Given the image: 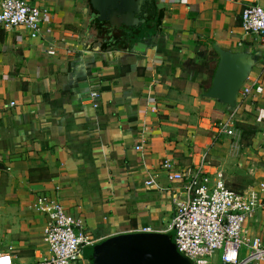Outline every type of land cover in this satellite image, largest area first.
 Listing matches in <instances>:
<instances>
[{
    "label": "crops",
    "instance_id": "crops-1",
    "mask_svg": "<svg viewBox=\"0 0 264 264\" xmlns=\"http://www.w3.org/2000/svg\"><path fill=\"white\" fill-rule=\"evenodd\" d=\"M25 1L48 11L39 36L0 28V251L14 264L46 253L41 198L81 221L95 243L75 264H92L90 250L110 237L170 236V198L181 185L168 181L165 159L181 169L208 154L209 170L221 169L233 190L264 180V92L253 102L238 95L235 107L204 97L214 45L253 54L248 79L264 87V38L240 27L242 9L264 0H156L161 11L135 38L126 29L108 36L89 0ZM228 121L234 135H216ZM148 174L174 191L145 186ZM246 226L264 241V211Z\"/></svg>",
    "mask_w": 264,
    "mask_h": 264
},
{
    "label": "built area",
    "instance_id": "built-area-1",
    "mask_svg": "<svg viewBox=\"0 0 264 264\" xmlns=\"http://www.w3.org/2000/svg\"><path fill=\"white\" fill-rule=\"evenodd\" d=\"M47 14L45 7L25 0H0V28L9 31L23 27L30 38L39 36ZM240 27L247 35L264 38V6H245L241 11ZM263 92L258 77L246 80L238 95L253 102ZM97 97V91L89 93L94 108L98 106ZM234 132V124L230 121L215 128L216 135L233 136ZM145 147L142 134L135 149L142 152ZM212 166L205 153L199 155L195 163L181 169L174 168L165 159L160 168L167 173L170 183H180V189L176 192L172 186H159L149 174L144 182L145 186L161 192L174 191L170 198L173 217L168 230L174 233L172 241L177 251L192 264H214L211 258L218 252V264H264V241L252 235L246 226L250 218L264 211V180L233 190L227 187L223 171L215 168L211 172ZM38 210L48 219L44 230L47 249L30 264H75L82 249L95 243L81 221L69 215L60 202L41 198ZM0 264H14L12 256L0 251Z\"/></svg>",
    "mask_w": 264,
    "mask_h": 264
},
{
    "label": "water",
    "instance_id": "water-1",
    "mask_svg": "<svg viewBox=\"0 0 264 264\" xmlns=\"http://www.w3.org/2000/svg\"><path fill=\"white\" fill-rule=\"evenodd\" d=\"M97 13V21L115 29H127L126 37L134 35L161 11L156 0H89ZM158 17V24L160 23ZM137 46H144L139 43ZM218 62L204 97L235 107L238 93L254 65L251 53L225 51L214 45ZM92 264H192L176 249L171 238L161 233L137 232L110 237L94 246Z\"/></svg>",
    "mask_w": 264,
    "mask_h": 264
},
{
    "label": "rangeland",
    "instance_id": "rangeland-1",
    "mask_svg": "<svg viewBox=\"0 0 264 264\" xmlns=\"http://www.w3.org/2000/svg\"><path fill=\"white\" fill-rule=\"evenodd\" d=\"M220 136V135H219ZM222 136V135H221ZM225 136V135H224ZM245 142H247V139L245 140ZM258 146H264V144L262 145H258ZM245 157V156H244ZM246 159L249 161V163L247 164L248 166H251V162H253V163H256L255 161V158L252 156V155H247L246 156ZM253 159V160H252ZM239 160H240V157H239ZM258 163H259V168H260V170L261 171H264V152H263V155L262 156H260L259 158H258V161H257ZM231 165V164H230ZM240 165L241 166H243V163H242V161L240 160ZM241 166H238V167H241ZM246 168V167H245ZM262 177V176H261ZM263 178V177H262ZM262 178H260V179H262ZM255 184V181L254 182H252L251 184H249L250 186H252V185H254ZM244 187H248V186H244ZM243 187V188H244ZM243 188H241V189H243ZM240 189V190H241ZM170 237L173 239V237H174V233L172 232L171 234H170ZM91 252H92V249L90 250ZM81 253H82V251H81ZM218 255H219V252L218 253H216V255L214 256V257H212L211 258V260H212V263H214V264H218Z\"/></svg>",
    "mask_w": 264,
    "mask_h": 264
},
{
    "label": "trees",
    "instance_id": "trees-1",
    "mask_svg": "<svg viewBox=\"0 0 264 264\" xmlns=\"http://www.w3.org/2000/svg\"><path fill=\"white\" fill-rule=\"evenodd\" d=\"M102 23H105V22H102ZM105 24H107V23H105ZM109 29V28H108ZM108 29H106V31H105V33L107 34V30ZM115 30H118V29H115ZM126 30H129V28H127ZM114 31V30H113ZM126 33L127 32H125V35H126ZM111 34V33H110ZM108 36H110L109 34H107ZM211 54H213V56H215V57H218V55L216 54V52L215 51H212L211 52ZM214 68L213 69H211V71H210V74H209V81H208V83H210L211 82V79H212V77H213V74H214ZM235 128L237 129V128H239V124L237 125H235ZM170 237V236H169ZM171 238V237H170ZM171 240H172V238H171Z\"/></svg>",
    "mask_w": 264,
    "mask_h": 264
}]
</instances>
